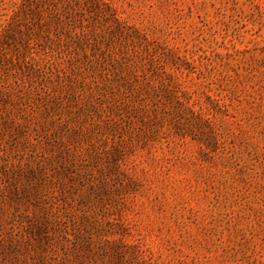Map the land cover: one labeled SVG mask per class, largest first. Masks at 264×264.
<instances>
[{"label": "rangeland", "instance_id": "obj_1", "mask_svg": "<svg viewBox=\"0 0 264 264\" xmlns=\"http://www.w3.org/2000/svg\"><path fill=\"white\" fill-rule=\"evenodd\" d=\"M0 264H264V0H0Z\"/></svg>", "mask_w": 264, "mask_h": 264}]
</instances>
